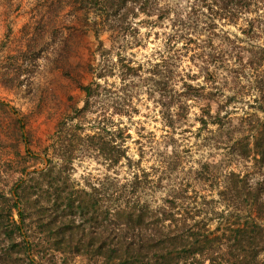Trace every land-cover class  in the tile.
<instances>
[{"label":"trees","instance_id":"16d2710c","mask_svg":"<svg viewBox=\"0 0 264 264\" xmlns=\"http://www.w3.org/2000/svg\"><path fill=\"white\" fill-rule=\"evenodd\" d=\"M150 1L63 0L97 35L113 34L119 50L114 54L115 44L107 48L100 41L98 61L86 67L92 80L74 77L83 103L56 124L45 166L26 172L9 191L0 188V264H75L77 256L86 264H264V114L236 105L246 100L243 89L251 88L258 92L256 109L264 113V47L256 40L264 33V0H164L167 7L157 20L147 22H171L168 55L144 77L143 67L121 52V40L137 34L130 16L147 14ZM224 25H240L242 36ZM42 27L46 34L49 29ZM58 29L51 30L54 39ZM35 37L39 42L45 36ZM189 54L203 75L186 71L182 62ZM115 77L118 86L110 82ZM178 83L182 89H175ZM144 93L160 95L171 128L187 118L190 100L204 102L197 121L209 131L205 140L229 148L226 165L205 163L196 173L209 185V195L181 188L157 201L158 179L128 155L126 126L114 119L137 113ZM234 115L241 116L240 128ZM87 158L106 171L85 173L82 185L73 177L75 162ZM251 159L253 174L231 167ZM120 164L132 169L129 177L115 173ZM258 172L261 177L253 180Z\"/></svg>","mask_w":264,"mask_h":264},{"label":"rangeland","instance_id":"374dc122","mask_svg":"<svg viewBox=\"0 0 264 264\" xmlns=\"http://www.w3.org/2000/svg\"><path fill=\"white\" fill-rule=\"evenodd\" d=\"M165 7L167 4L164 0H151L147 14L133 18L130 13V22L137 34L121 40L124 44L121 52L134 66L143 67L141 74L144 77H149L148 69H153L155 63L168 55L166 37L172 31L171 22L168 19L160 24L147 22L156 21L160 10ZM77 15L78 12L70 11L63 0H0V188L7 191L16 182L27 178L26 172L45 166V150H52L49 145L56 124L69 115L75 106L83 103L84 93L74 77L82 78L85 83L92 80L86 67L88 63L98 61L100 41L107 48L115 44L113 53H118L119 44L114 37L112 39L113 34L101 31L97 35L88 27L84 15ZM43 25L49 29L45 31L46 34H43ZM54 27H59L57 31H60L55 39L51 36L56 32L51 31ZM223 29L242 36L240 25H224ZM36 35H44L43 39L48 40L41 49L39 42L43 39L35 42ZM256 40L263 48L264 33ZM244 56L247 57L248 53L244 52ZM182 65L186 71L193 69L203 75L200 62L193 64L190 54L183 58ZM110 79V82L119 85L118 78ZM199 80L203 82V77ZM199 80L193 83L197 84ZM177 88L182 89V84L175 85ZM143 89L147 90V85ZM243 90L246 100L236 105L241 110L262 116L264 113L256 109L258 92L251 88ZM160 98L159 94L149 97L148 93H144L139 99L137 113L132 117H114L126 126L128 155L134 161L140 160L141 166L149 170L152 168L162 187L154 193L159 197V202L181 188H187L192 195L196 193L195 190L209 195V185L199 180L196 173L205 163L226 165L225 153L229 152V148L215 140H205L206 137L210 138L209 131L200 130L201 125L197 121L199 105L204 102L190 100L187 103L190 105L187 118L171 128L163 116ZM162 99L166 101L167 97ZM171 109L173 115L176 114L178 104ZM240 117L234 115L236 128L242 126ZM244 126L249 128L243 121ZM170 162L175 165L174 169L164 171L163 165ZM254 163V159L244 163L234 161L231 167L242 173L251 170L253 174ZM75 164L73 177L81 180L82 185L85 183L82 180L85 173L97 175L106 171V167L96 159L77 160ZM122 164L116 167L115 173L125 179L132 169ZM212 168L218 171V168ZM262 173H256L252 179H259ZM215 225L216 222H212L211 228H215ZM218 233L223 232L220 230ZM0 245L3 246V242ZM73 261L75 264H86L82 256H77Z\"/></svg>","mask_w":264,"mask_h":264}]
</instances>
